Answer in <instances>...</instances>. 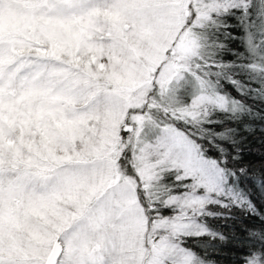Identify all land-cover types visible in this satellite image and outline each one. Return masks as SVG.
<instances>
[{"label": "snow or ice", "instance_id": "1", "mask_svg": "<svg viewBox=\"0 0 264 264\" xmlns=\"http://www.w3.org/2000/svg\"><path fill=\"white\" fill-rule=\"evenodd\" d=\"M210 256L264 264V0H0V264Z\"/></svg>", "mask_w": 264, "mask_h": 264}, {"label": "trees", "instance_id": "2", "mask_svg": "<svg viewBox=\"0 0 264 264\" xmlns=\"http://www.w3.org/2000/svg\"><path fill=\"white\" fill-rule=\"evenodd\" d=\"M249 159H253L254 162L256 163L257 166H259V161L257 159H255L254 157H250ZM225 231H228L227 229H225ZM210 259H217L220 260V264H225V261L223 259H221V257H217V256H210Z\"/></svg>", "mask_w": 264, "mask_h": 264}]
</instances>
